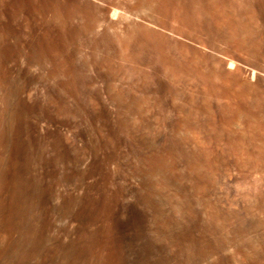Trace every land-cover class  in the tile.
I'll list each match as a JSON object with an SVG mask.
<instances>
[{"label":"rangeland","instance_id":"obj_1","mask_svg":"<svg viewBox=\"0 0 264 264\" xmlns=\"http://www.w3.org/2000/svg\"><path fill=\"white\" fill-rule=\"evenodd\" d=\"M0 264H264V0H0Z\"/></svg>","mask_w":264,"mask_h":264},{"label":"bare ground","instance_id":"obj_2","mask_svg":"<svg viewBox=\"0 0 264 264\" xmlns=\"http://www.w3.org/2000/svg\"><path fill=\"white\" fill-rule=\"evenodd\" d=\"M200 20V19H199ZM247 40V39H246ZM171 67V66H170ZM215 76H216V74H215ZM173 86V85H172ZM174 87V86H173ZM174 89V88H173ZM217 89V88H216ZM220 91V90H219ZM247 94V93H246ZM38 180V178L36 179V181ZM38 182H39V180H38ZM36 183V182H35ZM36 184H38V185H36ZM35 185V187H38L39 186V183H36ZM22 189V188H21Z\"/></svg>","mask_w":264,"mask_h":264}]
</instances>
